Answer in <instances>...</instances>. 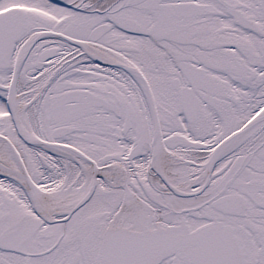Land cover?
<instances>
[{
	"label": "snow or ice",
	"instance_id": "snow-or-ice-1",
	"mask_svg": "<svg viewBox=\"0 0 264 264\" xmlns=\"http://www.w3.org/2000/svg\"><path fill=\"white\" fill-rule=\"evenodd\" d=\"M0 264H264V0H0Z\"/></svg>",
	"mask_w": 264,
	"mask_h": 264
}]
</instances>
